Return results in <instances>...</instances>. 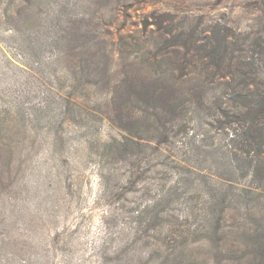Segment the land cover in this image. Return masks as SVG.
Here are the masks:
<instances>
[{"label": "rangeland", "instance_id": "obj_1", "mask_svg": "<svg viewBox=\"0 0 264 264\" xmlns=\"http://www.w3.org/2000/svg\"><path fill=\"white\" fill-rule=\"evenodd\" d=\"M15 1L0 0V137L11 144H0V264H236L243 254H218L219 238L200 230L209 186L230 180L220 124L198 117L175 145L124 144L113 112L94 107L88 94L99 96L87 87L75 96L84 112L61 110L72 96L64 68L26 60L28 16L18 25L5 16ZM98 2L90 13L99 11V24L116 19V38L167 10L221 18L238 32L264 17L259 0H39V14L51 21L56 7L75 16Z\"/></svg>", "mask_w": 264, "mask_h": 264}, {"label": "trees", "instance_id": "obj_2", "mask_svg": "<svg viewBox=\"0 0 264 264\" xmlns=\"http://www.w3.org/2000/svg\"><path fill=\"white\" fill-rule=\"evenodd\" d=\"M15 2L5 16L14 25L28 16L20 43L26 60L64 68L63 78H54L68 81L72 96L61 110L84 112L75 96L88 88L99 96L88 94L94 107L113 112L124 144L175 145L178 136H189L198 117L220 124L226 140L219 157L230 180L209 186L200 230L219 238L218 254H243L236 264H264V231L253 222L261 211L257 205H264V17L238 32L221 18L167 10L152 13L135 33L120 29L116 38L115 18L104 25L99 11L90 13L100 2L75 16L56 7L51 21L40 17L39 0ZM258 5L264 11V0ZM1 143L11 145L6 135Z\"/></svg>", "mask_w": 264, "mask_h": 264}]
</instances>
